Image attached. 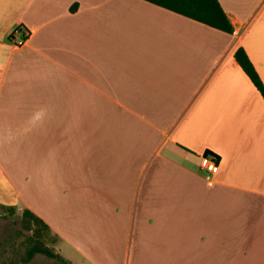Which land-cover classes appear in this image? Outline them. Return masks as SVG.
<instances>
[{
    "label": "crops",
    "instance_id": "obj_1",
    "mask_svg": "<svg viewBox=\"0 0 264 264\" xmlns=\"http://www.w3.org/2000/svg\"><path fill=\"white\" fill-rule=\"evenodd\" d=\"M218 1L232 33L145 0H0V203L70 264H264V100L234 58L264 84V28Z\"/></svg>",
    "mask_w": 264,
    "mask_h": 264
},
{
    "label": "rangeland",
    "instance_id": "obj_2",
    "mask_svg": "<svg viewBox=\"0 0 264 264\" xmlns=\"http://www.w3.org/2000/svg\"><path fill=\"white\" fill-rule=\"evenodd\" d=\"M231 7L239 19L246 22L248 31L264 28V0H231ZM25 191V187H19ZM19 200V199H18ZM14 205H19L18 202ZM23 207L15 206L14 209L0 207V264H70L58 253V244L55 234L50 229H45L22 216ZM36 231L42 236L38 239L50 248L55 255L50 257L36 253L29 261L23 262V256L30 238L36 239ZM64 251L69 255L74 252L64 246Z\"/></svg>",
    "mask_w": 264,
    "mask_h": 264
},
{
    "label": "trees",
    "instance_id": "obj_3",
    "mask_svg": "<svg viewBox=\"0 0 264 264\" xmlns=\"http://www.w3.org/2000/svg\"><path fill=\"white\" fill-rule=\"evenodd\" d=\"M157 6L176 12L185 17L194 19L210 27L232 33L234 28L229 20L226 12L223 10L218 0H145ZM74 9V6L71 9ZM234 58L247 75L260 95L264 100V84L258 75L256 69L251 63L247 53L243 47L238 46L234 51ZM205 154H211L215 160L217 156L209 151ZM0 207H7L14 209L15 205H5L0 203ZM22 216L28 218V222H32L38 225L41 229H49V226L29 208L23 207ZM36 239L31 237L30 243L27 245L26 251L23 256V262L29 261L36 253L45 254L46 256H54L55 253L48 248L42 241L38 239V236H42L39 231H36Z\"/></svg>",
    "mask_w": 264,
    "mask_h": 264
},
{
    "label": "built area",
    "instance_id": "obj_4",
    "mask_svg": "<svg viewBox=\"0 0 264 264\" xmlns=\"http://www.w3.org/2000/svg\"><path fill=\"white\" fill-rule=\"evenodd\" d=\"M200 167L206 172L205 178L211 180V175L217 171V163L211 154H203L200 158Z\"/></svg>",
    "mask_w": 264,
    "mask_h": 264
}]
</instances>
